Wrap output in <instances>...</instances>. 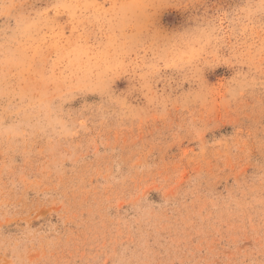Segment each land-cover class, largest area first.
I'll return each mask as SVG.
<instances>
[{
  "label": "rangeland",
  "instance_id": "rangeland-1",
  "mask_svg": "<svg viewBox=\"0 0 264 264\" xmlns=\"http://www.w3.org/2000/svg\"><path fill=\"white\" fill-rule=\"evenodd\" d=\"M0 264H264V0H0Z\"/></svg>",
  "mask_w": 264,
  "mask_h": 264
}]
</instances>
